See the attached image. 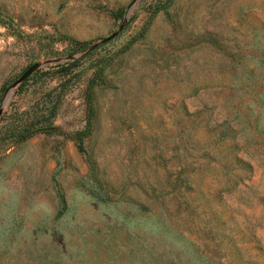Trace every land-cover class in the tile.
Wrapping results in <instances>:
<instances>
[{
	"label": "rangeland",
	"instance_id": "374dc122",
	"mask_svg": "<svg viewBox=\"0 0 264 264\" xmlns=\"http://www.w3.org/2000/svg\"><path fill=\"white\" fill-rule=\"evenodd\" d=\"M35 64L0 264H264V0H0V103Z\"/></svg>",
	"mask_w": 264,
	"mask_h": 264
},
{
	"label": "trees",
	"instance_id": "16d2710c",
	"mask_svg": "<svg viewBox=\"0 0 264 264\" xmlns=\"http://www.w3.org/2000/svg\"><path fill=\"white\" fill-rule=\"evenodd\" d=\"M85 44L86 43L84 42L77 43V45L80 47H84ZM65 63L71 64L72 62L68 60L62 64ZM28 78H26L24 81L28 80ZM54 115H55V109L52 108V110L49 112L48 120L39 122L38 120L30 119V115L24 116V114L14 109L12 110L10 116H16V117L12 119V122L10 125H8L6 131L8 133L9 138L14 142H16L33 134L34 132L47 130L50 127V120ZM77 139H78L79 150L85 152L86 149L84 144V134L82 131H80L77 134Z\"/></svg>",
	"mask_w": 264,
	"mask_h": 264
},
{
	"label": "water",
	"instance_id": "95a60500",
	"mask_svg": "<svg viewBox=\"0 0 264 264\" xmlns=\"http://www.w3.org/2000/svg\"><path fill=\"white\" fill-rule=\"evenodd\" d=\"M133 6H134V4L131 6V8H129L128 12L131 11V9H132ZM39 66L40 65L35 64L34 66H32L31 68H29L28 70H26L24 72V74L13 83V85H11V86H9L7 88V90L5 91V93H4L3 97H2L1 103H0V115L3 112V110L5 109V107L9 103V100H10V98L13 95V92H14V87L17 86L21 81H23L24 79H26L30 74H32L33 71H35V70H33L34 68L36 69Z\"/></svg>",
	"mask_w": 264,
	"mask_h": 264
}]
</instances>
